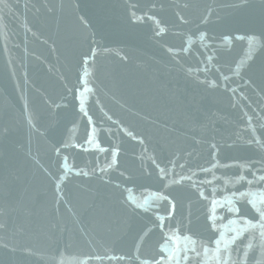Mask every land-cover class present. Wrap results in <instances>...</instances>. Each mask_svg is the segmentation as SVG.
Returning a JSON list of instances; mask_svg holds the SVG:
<instances>
[{
  "label": "water",
  "instance_id": "water-1",
  "mask_svg": "<svg viewBox=\"0 0 264 264\" xmlns=\"http://www.w3.org/2000/svg\"><path fill=\"white\" fill-rule=\"evenodd\" d=\"M133 3L155 15L166 33L157 37L153 21H134L130 17ZM52 7L57 11L49 12ZM178 14L188 23H181ZM0 15L7 24L6 30L0 29V129H8L0 135V205L15 207L13 219H22L26 226L22 234L13 236L11 230L3 234L9 248L15 245L17 251L0 248V264H80L94 251L134 252L136 233L149 216L132 214L124 196L137 200L145 186L159 188L155 174L147 175L152 172L148 156L163 160L186 150L194 153V163L204 162L210 143L218 144L222 162L259 160L264 155V150L245 143L246 126L241 123V110L233 107L231 94L222 86L200 82L204 75L189 70L202 56L189 53L174 58L167 52L169 47L179 50L193 33L205 32L211 39L197 41V46L203 51L206 45H215L213 63L225 73L236 62L247 67L244 76L252 84L245 93L258 101L264 96L260 91L264 88V37L260 36L264 0H247L246 5L238 0H5ZM81 16L87 25L81 23ZM239 36L255 39L240 40ZM90 48L98 55L84 66L87 75L81 80V61ZM207 76L218 79L214 70ZM69 88H81L78 99L85 101L97 123L91 135L101 146L120 149L117 166L105 177L90 172L97 163L91 150L95 143L89 151L73 147L84 142L90 128L81 118L77 100L66 91ZM49 100L62 106L57 108ZM25 103L43 135L30 132L21 115ZM113 121L144 137V144L124 135ZM61 145L68 166H78L90 175L69 173L64 191L70 203L57 206L52 180L40 165L56 174L60 158L54 149ZM236 174V169L228 173ZM182 191L177 212L183 216L176 219L190 213L188 234H197L208 246L214 232L206 223L204 204L194 190ZM253 191L255 199H264V193ZM26 210L30 216L24 215ZM245 212L251 217L250 207L242 208ZM219 226L225 232L236 227L228 224L227 215ZM82 228L89 234L84 235ZM159 236L158 230L153 232L141 246L144 256L155 254ZM184 243L178 234L172 247L178 250ZM25 247H31L35 255H28ZM197 260L214 264L211 258Z\"/></svg>",
  "mask_w": 264,
  "mask_h": 264
},
{
  "label": "snow or ice",
  "instance_id": "snow-or-ice-1",
  "mask_svg": "<svg viewBox=\"0 0 264 264\" xmlns=\"http://www.w3.org/2000/svg\"><path fill=\"white\" fill-rule=\"evenodd\" d=\"M5 0H0L3 4ZM240 5H246L247 0H238ZM187 7V4H185ZM133 11L130 12V17L136 22L144 20L153 21L157 30V37L166 33L167 29L161 25V21L149 13L143 12L136 8L135 3L132 4ZM38 11V10H37ZM49 12H55V7L49 8ZM137 11H141L137 15ZM209 15L211 13L209 12ZM81 23L87 25L84 17L79 18ZM178 19L181 23L186 24L188 21L184 16L178 14ZM5 16L0 15V29H7V24L4 23ZM203 22H207L206 18H202ZM26 24L27 21L25 20ZM31 32V28H27ZM34 34V33H33ZM264 37V33H260ZM211 39L203 31H198L192 34V37L185 40L184 45L179 50L171 47L167 48V52L172 54L174 58L181 57L191 53L194 56L201 57L196 66H190V71L197 75H204V79L200 82L207 84L210 87H223L229 92L233 98V107L241 110V123L246 127L244 133L246 135L245 143L248 146H256L264 150V96H261L258 101H253L245 93V89L252 84V81L245 79L244 73L247 67L242 68L240 63H234L233 67L227 73L221 71L216 64L213 63L217 57L212 54V49L215 45H206L201 51L197 46V41ZM224 39H231L225 37ZM237 39H255V36H239ZM98 53L94 48H90L89 52L83 57L81 66L83 73L79 79H83L87 75V68L84 66L94 62ZM126 60L127 57H121ZM179 63V60L176 61ZM251 60L249 61L250 67ZM216 71L218 79H209L207 73ZM26 75V74H25ZM81 88H86V84H82ZM81 88H69L66 91L73 94V99L77 100L76 107L82 119H86L90 133L80 145L73 147L82 148L84 151H89L93 143L96 144L95 149H91L95 153L96 165L90 170L91 175L100 174L101 177L108 175L118 164V156L120 149L114 145L101 146L91 133L95 132L97 123L93 121V117L89 114L85 107V101L78 99ZM90 91V90H89ZM264 93V88L260 89ZM94 95V93H93ZM59 108L62 105L56 101H46ZM99 103L98 100L95 101ZM30 132L35 131L39 135H43L37 124L34 123L35 116L29 111V104L25 103L21 112ZM105 115H107L105 113ZM107 119L112 121V116H107ZM114 124L123 132L124 135L137 141L139 144H144V137L140 136L134 130L125 128L119 121H113ZM8 129H0V135L5 134ZM103 131V129H102ZM64 145L54 149L57 157L60 158V163L57 173L53 174L44 168L40 167L51 178L54 188V204L68 205L70 202L65 199L66 180L69 173L74 176L88 177L89 171H85L78 166H68V156L62 155ZM209 157L204 162H193L194 153L182 151L179 154L172 153L169 157L161 160L156 155L148 156L152 172H147L148 176L155 174L159 183L158 189L145 186L144 191L137 200H133L128 196H124V203L134 215L149 216V222L139 228L136 233L135 251L118 255L113 250L110 254L109 250L103 252H91L86 254V259L80 264H200L198 257L202 261H207L211 258L214 264H264V199L257 200L254 196V189L264 193V155H261L259 160L248 161H224L219 157L220 148L217 143L209 144ZM147 153L148 149H144ZM107 153V156L104 154ZM110 157V160L108 159ZM103 160V164L99 161ZM142 163L144 157H141ZM39 164V161H36ZM236 169L237 174L229 176L228 173ZM123 175V173H121ZM127 179L130 182H135L134 178L129 176ZM241 185V188H236V185ZM119 187V185H116ZM171 189V190H170ZM184 189L194 190L204 204L205 220L210 231L214 232L213 238L210 239L209 245L206 246L202 238L193 233L189 235L191 229L188 227L191 224L189 216L183 217L177 221V215H182L177 212V203L183 197ZM125 192H130L131 189L125 188ZM123 195V193H122ZM163 205V207H162ZM250 207L252 215L245 212L242 213V208ZM71 211V209H68ZM218 210H222L219 211ZM15 207L6 208L0 205V248H9V243L3 239V234L12 231L13 236L22 234L26 231L25 223L22 219H13L12 213L15 212ZM25 216H30V210H26ZM227 215L228 224H235L236 227L230 228L227 232L222 230L219 225L224 223V217ZM159 231L160 236L156 242V252L154 255L144 256L141 252V246L151 237L155 231ZM81 231L84 235L89 232L86 228ZM181 235V239L185 242L184 246L178 250L172 247L174 238ZM247 234V235H246ZM9 251L14 253L17 251L15 245L9 248ZM24 251L28 255H35L31 247H25ZM252 252L251 258L249 253ZM191 254V256L189 255ZM62 264V262H60Z\"/></svg>",
  "mask_w": 264,
  "mask_h": 264
}]
</instances>
